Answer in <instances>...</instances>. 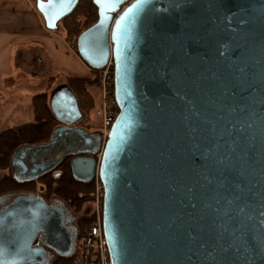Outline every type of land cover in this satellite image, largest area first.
I'll return each mask as SVG.
<instances>
[{
  "label": "water",
  "instance_id": "obj_1",
  "mask_svg": "<svg viewBox=\"0 0 264 264\" xmlns=\"http://www.w3.org/2000/svg\"><path fill=\"white\" fill-rule=\"evenodd\" d=\"M78 2L35 8L58 31ZM92 3L76 50L92 69L112 55L120 110L101 158L100 132L76 125L84 114L62 84L49 106L64 125L18 146L10 168L28 181L69 158L83 183L98 169L111 264H264V0ZM36 201L2 209L0 254L55 226Z\"/></svg>",
  "mask_w": 264,
  "mask_h": 264
},
{
  "label": "trees",
  "instance_id": "obj_2",
  "mask_svg": "<svg viewBox=\"0 0 264 264\" xmlns=\"http://www.w3.org/2000/svg\"><path fill=\"white\" fill-rule=\"evenodd\" d=\"M35 3V0H32ZM78 17H83L77 21ZM97 19V9L92 0H79L73 12L60 20L59 30L64 38L70 42L76 50V38L81 31L91 26ZM51 81V79H49ZM95 83L91 77L65 76V84L77 97L80 110L86 121L89 112L94 108V100L88 91V87ZM62 85V84H61ZM50 94L48 91H40L31 97L32 121L13 125L0 131V171L4 172L10 167L11 157L14 150L26 143H44L48 141L52 130L59 121L54 116L49 106ZM66 158L54 171L49 172L37 181H17L6 177L0 181V192L6 191H39L55 197L69 208L79 210L83 208V225H81V236L84 229L92 222L91 211L93 182L83 183L76 181L72 176ZM79 249V248H78ZM79 252V250H78ZM69 259V258H68ZM63 260L56 264H67ZM72 264H82L77 255L71 259ZM70 264V262H69Z\"/></svg>",
  "mask_w": 264,
  "mask_h": 264
},
{
  "label": "crops",
  "instance_id": "obj_3",
  "mask_svg": "<svg viewBox=\"0 0 264 264\" xmlns=\"http://www.w3.org/2000/svg\"><path fill=\"white\" fill-rule=\"evenodd\" d=\"M5 39L9 41L6 49L0 52V79L11 63V43L29 45L28 49L21 47L16 50L15 64L33 76L52 73L47 77L48 83L60 76L59 84H63L65 76H90L91 68L80 58L64 35L44 27L43 19L32 0H22V3H18V0H6L5 5L0 7V41ZM98 102L95 103L94 100V106Z\"/></svg>",
  "mask_w": 264,
  "mask_h": 264
},
{
  "label": "flooded vegetation",
  "instance_id": "obj_4",
  "mask_svg": "<svg viewBox=\"0 0 264 264\" xmlns=\"http://www.w3.org/2000/svg\"><path fill=\"white\" fill-rule=\"evenodd\" d=\"M58 125L64 124L59 122ZM76 125L85 127L81 124V121L76 123ZM85 128L88 129L87 127ZM6 177L14 178L19 182L23 178L20 173H17L15 170L13 171L10 167L4 174L0 171V181ZM40 177L28 181H37ZM19 198L23 200H19ZM41 199L45 203L44 209L51 214L50 217L55 222V226H51L53 223L44 225L29 248H22L19 254H13L9 250L8 253L2 251L5 254H0V260L4 258L8 262H14L20 259L21 262L26 264H56L57 262L76 256L81 240L80 224L78 225L77 223L79 218L75 215L72 208L59 202L57 198L48 196L46 192L41 193L39 191L0 192V212L7 206L11 207L14 204L16 206L17 203H29L35 206L34 209L36 210L39 208L36 200ZM13 209L21 210L19 208ZM16 213L19 212H14L13 214ZM16 215L18 216V214ZM29 215L31 216V214ZM19 216L22 219L25 217V215L22 216L21 214Z\"/></svg>",
  "mask_w": 264,
  "mask_h": 264
},
{
  "label": "rangeland",
  "instance_id": "obj_5",
  "mask_svg": "<svg viewBox=\"0 0 264 264\" xmlns=\"http://www.w3.org/2000/svg\"><path fill=\"white\" fill-rule=\"evenodd\" d=\"M5 2L6 0H0V7H3L5 5ZM18 3H22V0H18ZM78 18L79 20L83 19V17ZM78 18L77 21H79ZM59 33L62 34L61 32ZM8 41V39L0 41V52L6 49ZM74 45H76V43H74ZM21 47H24V49H28L29 45L19 43H11V45H9V57L11 56V63H9L8 71L4 73L2 78L0 79V131L13 125L25 124L32 121V95L40 91H48L50 93L56 87L61 85L59 84L61 76L55 78L53 82L48 83L47 77L52 73H45L41 76H33L31 73L29 74V72L26 71L24 68H20L18 65H16L14 59L15 52ZM6 58L8 59V57ZM88 89L93 95L95 103H97L99 101V90L96 87L91 86H89ZM93 109L89 112L86 121L82 120L81 124L87 127L90 131H97L100 129V121L99 118L95 116ZM2 173L4 174V172ZM92 210L93 203L91 204V211ZM74 212L75 215L79 218L77 223L78 225L80 224L79 228L81 229V225H83V208L79 210H74ZM78 250L79 252L77 251V253L80 258L81 251L80 249ZM72 258H69L67 260L70 262V264H72ZM69 262H67V264H69Z\"/></svg>",
  "mask_w": 264,
  "mask_h": 264
},
{
  "label": "built area",
  "instance_id": "obj_6",
  "mask_svg": "<svg viewBox=\"0 0 264 264\" xmlns=\"http://www.w3.org/2000/svg\"><path fill=\"white\" fill-rule=\"evenodd\" d=\"M90 77L95 79L93 86L99 90V102L93 109L95 116L100 121L98 131L101 135V146L96 154L99 161L110 130L120 112L116 101L115 66L111 54L104 67L100 69L91 68ZM91 182H93V220L84 229L81 236L79 244L80 260L82 264H111L102 228L104 186L99 177L98 169H96Z\"/></svg>",
  "mask_w": 264,
  "mask_h": 264
},
{
  "label": "snow or ice",
  "instance_id": "obj_7",
  "mask_svg": "<svg viewBox=\"0 0 264 264\" xmlns=\"http://www.w3.org/2000/svg\"><path fill=\"white\" fill-rule=\"evenodd\" d=\"M99 2V0H98ZM140 2H143V0H140ZM139 6V4L137 5V7ZM129 11H132L131 9H129ZM0 223H2V221H0Z\"/></svg>",
  "mask_w": 264,
  "mask_h": 264
}]
</instances>
